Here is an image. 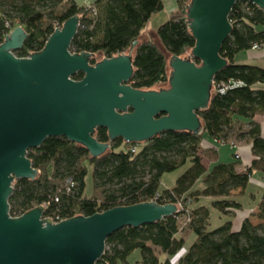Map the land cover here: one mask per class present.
Listing matches in <instances>:
<instances>
[{
	"label": "trees",
	"instance_id": "trees-1",
	"mask_svg": "<svg viewBox=\"0 0 264 264\" xmlns=\"http://www.w3.org/2000/svg\"><path fill=\"white\" fill-rule=\"evenodd\" d=\"M189 1L176 0L177 9L155 31L171 55L182 56L195 44L181 19ZM162 8L163 0H94L87 5L75 0H0V44L20 25L27 37L15 54L29 56L43 48L56 26L60 28L78 14L81 20L71 42L72 52L102 57L129 54L152 14ZM229 19L232 32L220 50L228 64L214 76L209 107L197 112L203 125L200 135L166 131L142 143L116 138L100 157H91L84 146L65 137H48L27 151L39 174L34 180L14 181L10 214L20 216L48 203L45 216L60 221L146 201L174 203L180 208L176 215L138 228L127 226L107 237L108 249L96 264H129V255L137 249L140 258L134 264H264V188L249 193L256 201L259 222L253 224L246 217L233 229L235 211L244 208L240 195L245 194L255 173L264 176V135L254 120L264 114V88L258 86L264 84V66L235 61L238 53L264 42V13L249 1L238 0ZM164 50L151 39L138 44L132 57L130 82L134 88L168 82ZM82 76L79 72L73 78ZM233 133L250 143L249 163L238 170L242 160L234 150L232 161L216 162L207 169L199 154L204 141L212 138L234 149ZM185 165L175 184L160 190L161 176ZM89 168L93 194L87 196L84 189ZM236 189L239 192L232 194ZM211 208L223 217L216 227H211ZM184 226L193 235L189 245L188 237L183 236Z\"/></svg>",
	"mask_w": 264,
	"mask_h": 264
},
{
	"label": "water",
	"instance_id": "water-1",
	"mask_svg": "<svg viewBox=\"0 0 264 264\" xmlns=\"http://www.w3.org/2000/svg\"><path fill=\"white\" fill-rule=\"evenodd\" d=\"M236 1L190 0L181 19L195 39L191 55H171L162 47L168 82L149 88L136 89L130 82L132 57L143 37L129 54L92 63L96 53L70 48L78 14L26 57L15 54L27 37L23 27L5 36L0 44V264H96L114 232L179 212L174 203L146 201L53 222L44 217L42 205L12 216L9 199L15 180L37 178L27 151L48 137H65L100 157L116 138L142 143L166 131L200 135L197 112L209 107L214 76L228 64L220 50L232 32L229 15ZM247 1L264 13V0ZM79 72L82 78L74 79Z\"/></svg>",
	"mask_w": 264,
	"mask_h": 264
},
{
	"label": "rangeland",
	"instance_id": "rangeland-1",
	"mask_svg": "<svg viewBox=\"0 0 264 264\" xmlns=\"http://www.w3.org/2000/svg\"><path fill=\"white\" fill-rule=\"evenodd\" d=\"M168 18H169V12H168L167 6L165 4V8L162 11H159L156 14H153L151 16V18L148 22V25L142 31V33L146 34L148 39L153 40L160 47V49H162V46L156 37L155 31H156V28L161 23L166 21ZM162 51H163V49H162ZM258 52L260 55L264 56L263 52H260V51H258ZM187 55L190 57V49H188L182 56L184 57ZM101 58H102L101 55H97L95 60L97 61V60H100ZM157 86H160V85H157ZM245 128H247V127L245 126ZM231 137H232L231 141L234 142V143H232V145H233L232 147H234V149L233 148L229 149L228 147H221V146L219 147V144H217L216 142H215V145L218 146V152L219 153L226 151V150H229V155L232 158V152L234 150L239 151V154H240L242 152L241 148L248 147L249 142L245 138H238L235 133H233V135ZM199 154H200L202 160H204L206 162H207V160L210 161L208 155H211V154H209V152L207 150H204L201 147V149L199 150ZM242 164L243 163L241 161L240 165L243 168L244 166ZM185 168H186V165L182 166L180 168H177L174 171L164 173L161 176L160 190H162L164 188L165 189L171 188L175 184L177 177L185 170ZM85 182H86V184H85L84 194L87 196H90L93 194V179H92V174H91V168H89V170H88V173H87L86 178H85ZM263 188L264 187L262 186V184L260 185V183H258V182H254V184H253V182L251 181L248 189L245 191V194L243 193V195H240L239 198L242 201V203L244 204V208L241 210L235 211L234 220L236 223H240L241 220L246 218V217H248L253 224H257L259 222V219L255 216V212L257 211V208L253 207L254 205H256V201H254L253 199L250 198L249 193L252 191H256V193H259ZM238 192H239V189H236V190L232 191V194H236ZM258 196H259V194L257 195V197ZM222 221H223L222 215L220 213H218L216 209L211 208V214H210L211 227H216V226L220 225L221 223H223ZM188 230L189 229L185 228V226H184L183 236L188 237L187 241H186V245H189L191 240L193 239V235H189ZM106 249H108L107 246H106ZM156 253H160V251H158V249H156ZM139 258H140L139 249L134 250L128 257V263L134 264V262ZM160 258L163 260L164 257L162 255H160Z\"/></svg>",
	"mask_w": 264,
	"mask_h": 264
},
{
	"label": "crops",
	"instance_id": "crops-1",
	"mask_svg": "<svg viewBox=\"0 0 264 264\" xmlns=\"http://www.w3.org/2000/svg\"><path fill=\"white\" fill-rule=\"evenodd\" d=\"M75 1L80 5H87L89 3H92L94 0H75ZM165 4L167 6L169 15L171 14V12H173L174 10L177 9L176 0H163L162 10L165 8ZM154 14H156V13H154ZM140 37H143L144 40L148 39L147 35L143 34V33H141ZM235 61L237 63H248V64H256V65L264 66V56L260 55L259 52L256 50H248L245 52L238 53L235 56ZM258 86L264 88V84H258ZM254 120L260 124L262 135H264V114L257 115L254 118ZM215 142L217 144H219V147L221 146V147H228L229 149L231 148V145L229 143H220V142H218L212 138H207V140H205L203 145H202V149L207 150L209 152V154H211V155H208L209 160H210V161L207 160L208 163L206 161L202 160L204 166L207 169L210 167V165H212L213 163H216V162H230V161H232V158L229 155V150H226V151L219 153L218 152V146L215 145ZM241 150H242V152L240 153V155H241L240 159L242 158L241 159L242 163H243L242 165L245 166L249 163V161L251 159L250 143L248 144V147H246V148L243 147V148H241ZM237 169L242 170L243 168L241 167V165H237ZM251 181L253 182V184H254V182H258V183H260V185L262 184V186L264 187V176L259 174V173H255L253 178L251 179ZM243 206H244V204H243ZM253 207L257 208V205H254ZM240 223H236L234 220L233 229L237 230L240 226Z\"/></svg>",
	"mask_w": 264,
	"mask_h": 264
},
{
	"label": "built area",
	"instance_id": "built-area-1",
	"mask_svg": "<svg viewBox=\"0 0 264 264\" xmlns=\"http://www.w3.org/2000/svg\"><path fill=\"white\" fill-rule=\"evenodd\" d=\"M55 28H59V27L56 26ZM253 50L260 51V52L264 53V42L260 45H254ZM221 91H224V89L222 88ZM134 150H135V147H132V151H134ZM236 156L240 157L239 151H236ZM42 206L46 209V207L48 206V203H44V204H42ZM178 209L180 210L179 206H178ZM44 217H46L45 214H44ZM50 219L53 222H58V221L53 220L52 218H50Z\"/></svg>",
	"mask_w": 264,
	"mask_h": 264
}]
</instances>
